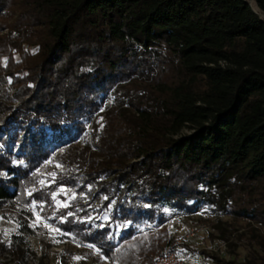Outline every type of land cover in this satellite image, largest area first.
Instances as JSON below:
<instances>
[{"label": "trees", "instance_id": "16d2710c", "mask_svg": "<svg viewBox=\"0 0 264 264\" xmlns=\"http://www.w3.org/2000/svg\"><path fill=\"white\" fill-rule=\"evenodd\" d=\"M253 2L264 16V0ZM258 14L247 0H0V212L18 226L0 237V264L33 254L26 203L50 198L36 187L41 162L77 147L100 100L125 83L141 97L120 105L131 128L114 141L118 168L77 158L122 231L87 220L93 207L80 200L66 230L117 264H151L171 242L163 208L207 204L264 225ZM130 106L139 118L127 122ZM183 126L192 134L174 138ZM145 222L156 229L139 231ZM253 238L263 254L234 264H264V234Z\"/></svg>", "mask_w": 264, "mask_h": 264}, {"label": "rangeland", "instance_id": "374dc122", "mask_svg": "<svg viewBox=\"0 0 264 264\" xmlns=\"http://www.w3.org/2000/svg\"><path fill=\"white\" fill-rule=\"evenodd\" d=\"M254 8L257 9L255 4ZM14 59L18 60L16 54ZM0 63L5 65L6 58L0 57ZM135 89L141 90L139 86L132 88L130 83H125L105 95L100 100L99 111L86 122L85 134L79 138L77 147L69 148L66 152L51 154L35 171L36 187H46L50 198L43 199L37 194L39 198L33 196L30 202L26 203L31 212L29 225L35 229V233L26 238V246L33 254L23 264H79L80 262L117 264L116 261L105 258L92 244L81 242L78 237L66 230L65 223L66 216L71 213L70 207L73 202L80 200L87 202L88 209L93 207L87 220L95 219L101 224L109 225L115 238L122 231V225L110 218L109 208L112 203L105 207L104 196L97 194L96 187L92 183L82 181H88L89 177L85 176V168L83 170V165L77 158L80 155L79 152L85 151L90 154V161L93 163L91 165H97L99 168L110 167L115 170L118 168L115 163L120 159H117L116 153H113L114 141L119 134H128L131 128L130 124H124L119 117L121 116L119 115L120 105L126 101L134 103L136 98L141 97V93ZM124 118H129L125 120L130 122V120L136 121L139 116L130 106L129 115L125 114ZM190 134L192 129L189 126H183L173 137L179 138ZM50 174H55L54 180ZM62 176L70 177L72 182L63 183L60 180ZM64 203H67L68 207H63ZM163 212L167 214V217L175 216L180 221L178 226L167 231V236L169 234L172 238V245L183 264H234L248 256L263 254L255 243L253 234H264V225L246 216L235 219L230 214L218 213L207 204L199 205L193 211L176 212L163 208ZM37 216L41 219L38 223H34ZM45 224L50 227H45ZM190 227L196 229L194 234L188 237ZM51 229H59V231ZM146 229L155 230L156 228L145 222L139 226L138 230ZM14 234H18L16 222L11 218L3 217L0 212L1 239L9 241ZM9 264L15 263L10 261Z\"/></svg>", "mask_w": 264, "mask_h": 264}, {"label": "built area", "instance_id": "2783aa9c", "mask_svg": "<svg viewBox=\"0 0 264 264\" xmlns=\"http://www.w3.org/2000/svg\"><path fill=\"white\" fill-rule=\"evenodd\" d=\"M180 223L179 219L175 216L169 217L165 221L166 230L169 231L171 228L178 226ZM194 227H190L188 232V237H191L195 232ZM168 240L171 241L172 238L168 234ZM173 241V240H172ZM166 244L161 251L155 255L151 261V264H183L182 259L172 245L173 242Z\"/></svg>", "mask_w": 264, "mask_h": 264}, {"label": "snow or ice", "instance_id": "6c2138e0", "mask_svg": "<svg viewBox=\"0 0 264 264\" xmlns=\"http://www.w3.org/2000/svg\"><path fill=\"white\" fill-rule=\"evenodd\" d=\"M57 167H60V165H57ZM50 175H52L53 176V180L55 179V174H50ZM41 183H44V181H41ZM107 199V198H106ZM58 203H60V202H58ZM63 207H68V204L67 203H64L63 204ZM69 215H71V213H69ZM40 217L39 216H37V219H36V221L34 222V223H38L39 221H40ZM45 227H50L49 225H47V224H45ZM52 231H59V229H51ZM90 247H92L91 245H90ZM77 259H79V258H77Z\"/></svg>", "mask_w": 264, "mask_h": 264}, {"label": "water", "instance_id": "95a60500", "mask_svg": "<svg viewBox=\"0 0 264 264\" xmlns=\"http://www.w3.org/2000/svg\"><path fill=\"white\" fill-rule=\"evenodd\" d=\"M247 2H248V4H249V6L252 8L253 12H255L256 14H258L257 11L252 7V5H251V0H250V2H249V0H247ZM258 16H259L260 19L264 22V19H262L264 16H263V15H260V14H258Z\"/></svg>", "mask_w": 264, "mask_h": 264}, {"label": "bare ground", "instance_id": "6f19581e", "mask_svg": "<svg viewBox=\"0 0 264 264\" xmlns=\"http://www.w3.org/2000/svg\"><path fill=\"white\" fill-rule=\"evenodd\" d=\"M249 2H250V0H249ZM254 2H253V0H251V5H252V7L254 8V4H253ZM255 9V8H254ZM257 12H258V10L257 9H255ZM262 19H264V17L262 18Z\"/></svg>", "mask_w": 264, "mask_h": 264}]
</instances>
